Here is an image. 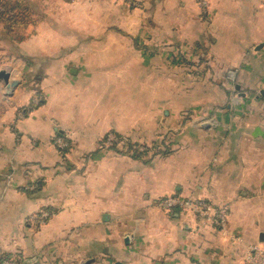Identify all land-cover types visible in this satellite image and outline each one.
Returning <instances> with one entry per match:
<instances>
[{
  "label": "crops",
  "instance_id": "1",
  "mask_svg": "<svg viewBox=\"0 0 264 264\" xmlns=\"http://www.w3.org/2000/svg\"><path fill=\"white\" fill-rule=\"evenodd\" d=\"M159 2L130 9L77 0L70 19L82 26L62 10L36 34L30 50L43 63L28 86L7 102L0 96V264H246L248 245L264 247V88L249 110L240 101L232 108L220 86L230 65L241 77L255 68V83L264 80V0H206L207 11L188 0L189 26L175 28L172 59L146 44L148 6ZM187 52L204 81L200 71L181 72ZM182 74L190 80L184 92ZM166 76L177 85L172 98L152 93ZM206 83L221 87L200 104L218 122L171 130L166 122L180 121L182 96ZM167 131L171 152L159 146ZM109 132L127 142L107 147ZM137 143L154 147L134 156L128 148ZM172 194L227 205L228 230L157 205ZM44 210L47 221H33Z\"/></svg>",
  "mask_w": 264,
  "mask_h": 264
},
{
  "label": "rangeland",
  "instance_id": "2",
  "mask_svg": "<svg viewBox=\"0 0 264 264\" xmlns=\"http://www.w3.org/2000/svg\"><path fill=\"white\" fill-rule=\"evenodd\" d=\"M77 0H0V72L6 71L10 73L11 79H18L20 84L16 87L15 91L20 85L29 84L30 76L36 75V67H39L41 63H43L44 59L36 57L35 55L31 54V43L33 40L37 42L40 36L36 35L40 32L41 28H46L49 23L52 25V19L55 16H59L62 13V10H65L66 13L69 15H64L67 19L71 18V13L73 8L75 7ZM116 3H120L126 5L130 9H137L142 8L141 0L139 6H131L128 3H125L122 0H114ZM184 0H160L159 4L154 8L153 4L149 5V9L146 6L144 12L150 10L151 13V20L147 25L146 28H149L150 36H147L148 41L146 44H150L151 51L154 50H162L165 55H169L172 58H177L176 52H179V43L177 42V37L174 34L175 28H179L181 25L183 28L189 26L190 20L187 18L190 15V11L192 5L185 0V4H183ZM200 3L202 11L208 10V3L206 0H196ZM87 9L84 12H89L90 8L89 5L86 7ZM187 15V16H186ZM74 16H77L74 15ZM62 17V16H61ZM60 17V18H61ZM78 17V16H77ZM50 18V19H48ZM75 19V17H73ZM73 27L82 26L83 22L79 21L76 22L72 19L69 20ZM85 23V22H84ZM92 23V22H90ZM87 24V23H85ZM50 25V26H51ZM50 37L49 39H51ZM141 38V37H140ZM145 37L141 38L146 39ZM140 41V43H141ZM142 43H145V41ZM35 45V44H34ZM189 46V45H188ZM187 59H184L185 62L183 63V68L181 72L187 71L190 72H198L197 79L200 81H204L201 79L202 77V70L199 68H193L191 66L190 59L193 58L190 56V53L187 52ZM190 58V59H189ZM187 62V63H186ZM36 66V67H35ZM191 66V67H190ZM31 67L33 70L31 71ZM38 69V68H37ZM157 70V69H155ZM163 70V69H160ZM174 69L169 68L165 69L166 73H172ZM226 70V74L228 79L225 82L220 83V86L223 87L222 90L227 91V100L232 108L239 107L238 101H240V106L244 109L251 110L253 108L252 102L257 101V95L260 96V91L258 88H264V80L262 79L260 82L255 83L254 81V72L256 69L252 68L251 71L248 69L249 73L246 76H242L239 72L238 67H234L230 65L228 68H224ZM223 70V71H224ZM219 68L212 69V74L214 76L220 74ZM187 73V74H188ZM183 77L181 78L182 84L181 86L182 91L184 92L187 88H189V78L182 74ZM220 79V77L218 78ZM173 77L166 76V81L162 85H156V81L153 82V87L151 88L153 91L152 93H157L161 91H165L166 97H173L174 89L177 87L173 84ZM242 81V82H241ZM0 83H2V91H0V96H2V92L4 94V101L9 100L8 97H12L13 95L6 94V82L4 79L0 78ZM157 86V87H156ZM196 86V85H195ZM165 87V88H164ZM215 87L218 89L219 84H212L206 83L202 85H197L196 88L185 96H182L181 102L185 106L178 115L180 119L179 122L173 121V123L169 120L166 122L168 125H171L170 129H179L178 126L189 125L192 123L196 124H215L217 114H205L204 109L200 108V104L204 99L203 93L211 94L216 93ZM14 91V92H15ZM7 102V101H5ZM171 102H173L171 100ZM217 101H215L216 103ZM172 104V103H170ZM224 104L217 103L215 107L218 109L223 107ZM6 104H3L5 108ZM169 107V106H168ZM172 109V107L170 108ZM264 111V107H261ZM220 110V109H219ZM264 113V112H263ZM166 115H171L170 110H167ZM181 122V123H180ZM256 123V122H255ZM178 125V126H177ZM184 126L183 128H185ZM264 129V128H263ZM173 134L167 131L164 140L161 139L159 142L162 146L161 148L165 147V150H168L166 145H171ZM163 141V142H162ZM165 141H168L167 143ZM164 143V145H162ZM115 145H112V148ZM154 147V144H134L133 148L137 151L142 150H151ZM171 147H173L171 145ZM115 148V147H114ZM159 149V148H158ZM164 149V148H163ZM64 150V149H63ZM148 151V152H149ZM171 152V149L168 150ZM174 195V194H172ZM228 207V206H227ZM229 209V208H228ZM228 219H230V215L228 214ZM210 220V219H209ZM229 226V224H228ZM225 230L220 231H226ZM234 240V239H233ZM255 244L248 245L250 248L253 247ZM258 245V244H257ZM234 246H237L234 244ZM243 251L244 261L246 264H252V257L250 256V250L248 251L249 247ZM231 253L237 252L235 248H230ZM236 254V253H235ZM241 254V253H240ZM259 262L262 260L259 259ZM2 264V263H1Z\"/></svg>",
  "mask_w": 264,
  "mask_h": 264
},
{
  "label": "built area",
  "instance_id": "3",
  "mask_svg": "<svg viewBox=\"0 0 264 264\" xmlns=\"http://www.w3.org/2000/svg\"><path fill=\"white\" fill-rule=\"evenodd\" d=\"M131 6H139L140 0H122ZM124 137L117 135L115 132H109L106 137L105 144L112 148V145L124 143ZM61 149L67 147V143L61 139L57 141ZM157 205L167 212H171L175 207H182L188 213L198 214L202 217L210 219L219 229L225 230L228 226L229 210L225 204H215L205 198H183L178 195H166L157 201ZM48 210L41 211L32 215L33 221L38 223H45L51 216ZM250 256L252 257V264H264V247L255 244L250 248ZM259 259L262 262H259ZM2 264H23L17 258L7 257L3 259Z\"/></svg>",
  "mask_w": 264,
  "mask_h": 264
},
{
  "label": "water",
  "instance_id": "4",
  "mask_svg": "<svg viewBox=\"0 0 264 264\" xmlns=\"http://www.w3.org/2000/svg\"><path fill=\"white\" fill-rule=\"evenodd\" d=\"M0 78L4 79L7 84L6 94L13 95L16 87L20 84V81L18 79H11L10 73L6 71L0 72Z\"/></svg>",
  "mask_w": 264,
  "mask_h": 264
},
{
  "label": "trees",
  "instance_id": "5",
  "mask_svg": "<svg viewBox=\"0 0 264 264\" xmlns=\"http://www.w3.org/2000/svg\"><path fill=\"white\" fill-rule=\"evenodd\" d=\"M134 7V6H133ZM123 137V136H122ZM126 141V140H125ZM127 142V141H126ZM124 143H121V145H123ZM117 145H119V144H116L115 146L116 147H118ZM133 146L132 145H130L129 146V148H128V150H130L131 151V153L134 155V156H141L144 152H142V151H139V150H135L134 148H132ZM158 151H160L159 149H158ZM229 210V209H228Z\"/></svg>",
  "mask_w": 264,
  "mask_h": 264
}]
</instances>
